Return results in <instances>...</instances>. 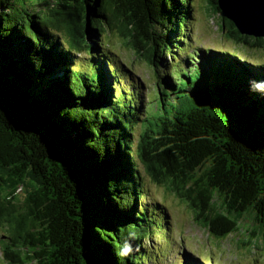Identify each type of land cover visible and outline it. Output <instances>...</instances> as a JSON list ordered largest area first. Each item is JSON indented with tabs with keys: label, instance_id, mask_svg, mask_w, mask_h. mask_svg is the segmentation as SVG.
Masks as SVG:
<instances>
[{
	"label": "trees",
	"instance_id": "obj_1",
	"mask_svg": "<svg viewBox=\"0 0 264 264\" xmlns=\"http://www.w3.org/2000/svg\"><path fill=\"white\" fill-rule=\"evenodd\" d=\"M46 1L32 11L0 0L3 259L145 264L169 223L145 176L186 202L209 236L264 245V64L202 49L181 60L189 0ZM221 20L227 38L248 44ZM111 30L155 70L151 91L98 42Z\"/></svg>",
	"mask_w": 264,
	"mask_h": 264
},
{
	"label": "rangeland",
	"instance_id": "obj_2",
	"mask_svg": "<svg viewBox=\"0 0 264 264\" xmlns=\"http://www.w3.org/2000/svg\"><path fill=\"white\" fill-rule=\"evenodd\" d=\"M25 1L34 4L32 11L42 10L45 3L53 4L52 1L46 0ZM189 4V16L183 30L178 33L179 36L180 33L185 36V44L182 45V50L179 48L180 52L175 51L181 60L191 58L196 51L202 49L222 51L257 65L264 64V49L251 47L253 37L245 36L248 44L237 43L226 37L225 30L222 29L221 17L214 10L211 0H189ZM98 39V42L108 45L114 55L112 57L114 61L129 72L131 79L142 87L143 92H149L154 88L155 70L129 49L126 41L116 30H111ZM179 61L180 59L177 63L171 64L168 61L167 71H170L174 65L177 67ZM122 83L129 88L127 78H124ZM143 185L147 189L148 198L161 202L169 215V223L165 224V228L161 231L155 232L149 242L152 245L151 259L145 258V264H183L180 254L183 250L206 264H264L262 243L259 244L248 234L240 232L224 240H217L194 222L187 203L170 192L166 186L153 184L147 176ZM17 193L21 200L23 191L17 190ZM247 225L248 223H244V227ZM4 234L5 229L0 226V264H8L1 253V239Z\"/></svg>",
	"mask_w": 264,
	"mask_h": 264
},
{
	"label": "water",
	"instance_id": "obj_3",
	"mask_svg": "<svg viewBox=\"0 0 264 264\" xmlns=\"http://www.w3.org/2000/svg\"><path fill=\"white\" fill-rule=\"evenodd\" d=\"M216 6L239 34L264 39V0H217Z\"/></svg>",
	"mask_w": 264,
	"mask_h": 264
}]
</instances>
